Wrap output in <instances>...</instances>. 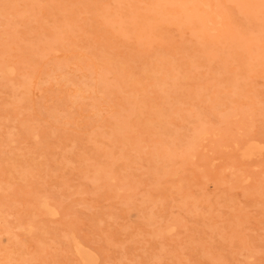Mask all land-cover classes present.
<instances>
[{
  "label": "rangeland",
  "instance_id": "1",
  "mask_svg": "<svg viewBox=\"0 0 264 264\" xmlns=\"http://www.w3.org/2000/svg\"><path fill=\"white\" fill-rule=\"evenodd\" d=\"M83 261L264 264V0H0V264Z\"/></svg>",
  "mask_w": 264,
  "mask_h": 264
},
{
  "label": "bare ground",
  "instance_id": "2",
  "mask_svg": "<svg viewBox=\"0 0 264 264\" xmlns=\"http://www.w3.org/2000/svg\"><path fill=\"white\" fill-rule=\"evenodd\" d=\"M27 1H28V0H27ZM211 1H212V0H211ZM253 1H254V0H253ZM200 2H201V1H200ZM152 3H153V2H152ZM155 3H156V2H154V4H155ZM163 3H164V1H163ZM201 3H202V2H201ZM203 3H204V2H203ZM222 3H223V2H222ZM224 3H225V2H224ZM234 3H235V2H234ZM160 4H161V3H160ZM197 4H198V3H197ZM224 5H226V4H224ZM248 5H249V4H248ZM153 6H154V5H153ZM162 6H163V5H162ZM164 6H165V5H164ZM164 6H163V7H164ZM174 6H175V5H174ZM150 7H151V6H150ZM176 7L178 8V6H176ZM194 7L196 8V6H194ZM203 7H204V6H203ZM218 7H219V6H218ZM226 7H227V6H225V9H226ZM234 7H235V6H233V8H234ZM254 7H255V6H254ZM154 8H155V6H154ZM159 8H161L160 5H159ZM159 8H158V9H159ZM174 8H175V7H174ZM174 8H172V9H174ZM201 8H202V7H201ZM208 8H209V7H208ZM219 8H220V7H219ZM251 8H252V7H251ZM251 8H250V10H251ZM156 9H157V6H156ZM158 9H157V11H158ZM231 9H232V7H231ZM253 9H256V8H253ZM163 10H164V8H163ZM218 10H219V9H218ZM220 10H221V9H220ZM243 10H244V9H243ZM247 10H248V9H247ZM149 11H150V9H149ZM155 11H156V10H155ZM169 11H170V10H169ZM169 11H168V12H169ZM179 11H180V10H179ZM198 11H199V10H198ZM222 11H224V10H222ZM130 12H131V11H130ZM152 12H153V11H152ZM160 12H161V11H160ZM171 12H173V10H172ZM174 12H175V11H174ZM227 12L229 13L228 10H227ZM245 12H246V11H245ZM251 12H253V11H251ZM256 12H257V11H256ZM131 13H132V12H131ZM131 13H129V14H131ZM136 13H137V12H136ZM149 13H151V12H148V14H149ZM156 13H157V12H156ZM156 13H154V14H156ZM158 13H159V12H158ZM162 13H163V12H162ZM162 13H161V14H162ZM177 13H178V12H177ZM240 13H241V12H240ZM242 13H243V12H242ZM247 13H248V11H247ZM121 14H122V13H121ZM133 14H134V13L131 14V18H133V16H134ZM166 14H167V13H166ZM168 14H169V13H168ZM170 14H171V13H170ZM174 14H175V13H174ZM225 14H226V13H225ZM236 14H238L237 11H236ZM250 14H251V13H250ZM124 15H125V13L123 14V16H124ZM137 15H138V13H137ZM146 15H147V14H146ZM193 15H194V14H193ZM193 15H191V16H193ZM245 15L247 16V14H245ZM255 15H257V14L255 13ZM126 16H127V15H126ZM129 16H130V15H129ZM129 16H128V17H129ZM154 16H155V15H154ZM156 16H157V15H156ZM160 16H161V15H160ZM183 16H184V15H183ZM183 16H181V17H183ZM170 17H171V16H170ZM172 17H173V16H172ZM176 17H177V16H176ZM123 18H124V17H123ZM129 18H130V17H129ZM129 18H127V19H129ZM134 18H135V17H134ZM137 18H138V17L136 16L135 19H137ZM141 18H142V16H141ZM156 18H159V16H157ZM168 18H169V17H168ZM168 18H167V19H168ZM249 18H250V16H249ZM124 19H125V18H124ZM146 19H147V18H146ZM148 19H153V18L151 17V18H148ZM159 19H160V18H159ZM162 19H163V18H162ZM165 19H166V18H165ZM176 19H177V18H176ZM182 19H183V18H182ZM192 19H194V17H193ZM131 20H132V19H129V22H130ZM144 20H145V18H144ZM169 20H170V19H169ZM179 20H180V19L178 18V22H179ZM183 20H184V19H183ZM195 20H197V19L195 18ZM126 21H128V20H126ZM154 21H155V19H154ZM159 21H161V20H159ZM162 21H163V20H162ZM186 21H187V20H186ZM201 21H204V19L201 20ZM208 21H210V20H208ZM142 22H143V21H142ZM142 22H140V23H142ZM151 22H153V21H151ZM164 22H165V21H164ZM172 22H174V21L171 20V23H172ZM175 22H176V21H175ZM178 22H177V23H178ZM180 22H181V20H180ZM192 22H194V21L192 20ZM204 22H205V21H204ZM135 23H137V21H136ZM145 23H147V22L145 21ZM153 23H154V22H153ZM157 23H158V22H157ZM165 23L167 24V22H165ZM177 23H175V24H177ZM158 24H159V23H158ZM161 24H162V22H161ZM163 24H164V23H163ZM193 24H195V23H192L191 26H192ZM133 25H134V24H133ZM135 25H136V24H135ZM141 25H142V24H141ZM145 25H147V24H145ZM148 25H149V24H148ZM178 25H179V24H178ZM184 25H185V21H184ZM184 25H183V26H184ZM187 25H189V24H187ZM198 25H199V24H198ZM203 25H204V24H203ZM65 26H66V25H65ZM137 26H138V25H137ZM143 26H144V24L142 25V27H143ZM151 26H152V25H151ZM155 26H156V25H154V27H155ZM157 26H159V25H157ZM157 26H156V29L158 28ZM164 26H165V25H164ZM201 26H202V25H200V27H201ZM61 27H62V26H61ZM63 27H64V26H63ZM63 27H62V28H63ZM116 27H117V26H116ZM148 27H149V26H148ZM148 27H147V28H148ZM152 27H153V26H152ZM152 27H151V28H152ZM178 27H179V26H178ZM186 27H187V26H186ZM186 27H185V29H188V28L191 29L190 26H188V28H186ZM192 27H193V26H192ZM196 27L199 28V26H196ZM144 28H146V27H144ZM160 28H161V25H160ZM160 28H159V29H160ZM181 28H182V26H181ZM203 28H205V27H203ZM64 29H65V28H64ZM156 29L154 28V31H155ZM194 29H195V28H194ZM62 30H63V29H62ZM161 30H163V29L161 28ZM188 30H189V29H188ZM137 31H138V29H137ZM141 31H143V30H141ZM141 31H139V32H141ZM145 31H148V32H149V30H145ZM152 31H153V30H152ZM143 34H144V33H143ZM153 34H154V33H153ZM137 35H138V34H137ZM145 35H146V34H145ZM148 35H149V34H148ZM157 35H158V33H157ZM181 35H182V34H181ZM197 35H199V34H197ZM201 35L204 36V34H202V33H201ZM201 35H200V36H201ZM138 36H139V35H138ZM141 36H142V35H141ZM150 36H151V35H150ZM203 36H201V38H204ZM230 37H231V36H230ZM139 40H141V39H139ZM142 40H143V39H142ZM198 41H199V40H198ZM200 41H201V40H200ZM203 41H204V40H203ZM231 45H232V44H231ZM2 54H3V53H2ZM1 56H2V55H1ZM112 61H113V60H112ZM113 63H115V61H114ZM113 63L111 62V64H113ZM121 66H122V65H121ZM146 66H147V65H146ZM146 66H144V67H146ZM150 66H151V65H150ZM111 67H112V66H111ZM113 67H114V65H113ZM148 67H149V65H148ZM108 68H109V67H108ZM108 68H107V70H108ZM146 68H147V67H146ZM146 68H142V70H144V69L146 70ZM150 68H153V67L151 66ZM150 68H149V71L152 72V75H153V74H154L153 72H155V71L150 70ZM119 69H120V68H119ZM147 69H148V68H147ZM153 70H155V69L153 68ZM157 70H158V69H156V71H157ZM159 70H161V69H159ZM159 70H158V71H159ZM167 70H169V69H167ZM108 71H109V70H108ZM110 71H111V70H110ZM117 71H119V70H117ZM120 71H121V70H120ZM149 71L146 70V71H145V74H147L146 72H148V74H150ZM140 73H141V72H140ZM143 73H144V72H143ZM155 73H156V72H155ZM145 74H144V76L146 77ZM150 75H151V74H150ZM150 75H147V77H149ZM172 75H173V74H172ZM145 77H144V78H145ZM174 77H176V76H174ZM174 77L172 76L173 79H174ZM98 78H99V77H98ZM98 78H97V79H98ZM176 78H177V77H176ZM150 79H151V78H150ZM162 80H163V79H162ZM164 80H165V79H164ZM99 81H100V80H98V82H99ZM104 82H105V81H104ZM173 83H174V82H173ZM100 84H101V82H100ZM105 85H106V84H105ZM105 87L108 88V86H105ZM102 88H103V86H102ZM107 88H105V89L107 90ZM142 88H143V87H142ZM103 89H104V88H103ZM79 90H80V89H79ZM140 91L143 92V90H141V88H140ZM144 91H145V88H144ZM75 92H76V90H75ZM78 92H79V91L77 90V93H75V94H78ZM133 107H134V106H133ZM133 107H132V106L130 107V109L132 108L131 112L133 111ZM134 111H136V110H134ZM157 111H158V110H157ZM162 111H163V109H162ZM129 112H130V111H129ZM131 112H130L129 114H131ZM153 112H154V111H153ZM155 112H156V110H155ZM160 112H161V111H160ZM167 112H168V111H167ZM132 113H135V112H132ZM158 113H159V112H158ZM158 113H157V114H158ZM161 113H162V112H161ZM163 113H164V112H163ZM163 113H162V114H163ZM157 114H156V117H157ZM159 114H160V113H159ZM154 115H155V114H154ZM160 115H161V114H160ZM130 116H131V115H130ZM158 116H159V115H158ZM161 116H162V115H161ZM165 116H166V115H165ZM153 117H154V116H153ZM163 118H164V117H163ZM153 119H154V118H153ZM155 119H156V118H155ZM150 120H152V119H150ZM152 121H153V120H152ZM162 121H164V120H162ZM127 123H128V122H127ZM143 123H144V122H143ZM163 123H164V122H163ZM123 124H124V123H123ZM144 124H145V123H144ZM146 124H147V123H146ZM148 124L150 125L149 122H148ZM148 124H147V126H148ZM154 124H155V123H154ZM164 124H167V123H164ZM111 125H112V124H111ZM124 126H125V125H124ZM147 126H146V127H147ZM154 127H155V126H154ZM161 127H162V126H161ZM163 127H164V126H163ZM148 128H149V126H148ZM159 128H160V127H159ZM164 128H165V127H164ZM159 130H161V129H159ZM161 131H162V130H161ZM194 134H195V133H194ZM191 135H192V134H191ZM188 137H190V134H189ZM196 137H197V136H196ZM192 138H193V137H192ZM187 139H189V138H187ZM198 139H199V137H198ZM191 141H192V140H190V142H191ZM187 142H188V141L186 140V143H187ZM235 142H236V141H235ZM186 143H185V144H186ZM193 143H194V142H193ZM188 144H189V143H188ZM240 144H241V143H240ZM244 144H245V143H244ZM195 145H196V142L194 143V147H196ZM187 146H188V145L186 144L185 147H187ZM189 146H190V145H189ZM191 146H193V145H191ZM161 148H162V147H161ZM168 148H169V147H168ZM240 148H241V147H240ZM249 148H250V147L248 146V149H249ZM166 149H167V148H166ZM183 149H185V148H183ZM196 149H197V147L194 148V150H196ZM253 149H254V148H253ZM159 150H160V149H159ZM163 150L165 151V148H164ZM169 150H171V149H169ZM171 151H172V150H171ZM171 151H170V152H171ZM235 151H236V150H235ZM100 152H101V151H100ZM166 152H168V151H166ZM166 152H165V153H166ZM250 152H251V151L249 150V156H250ZM252 152H253V150H252ZM252 152H251V153H252ZM103 153H104V152H103ZM165 153H164V154H165ZM166 154H167V153H166ZM170 154H172V153H170ZM170 154H169V152H168V155H170ZM245 154H246V153H245ZM252 154H253V153H252ZM159 155H160V154H158L157 156H159ZM173 155H174V152H173ZM243 155H244V152H243ZM157 156H156V157H157ZM244 156H246V155H244ZM244 156H243V157H244ZM247 156H248V155H247ZM154 157H155V156H154ZM63 158H64V157H63ZM158 158H159V157H158ZM165 158H166V157H165ZM168 158H169V157H168ZM234 163H235V162H234ZM237 163H238V162H237ZM84 169H85V168H84ZM237 169H238V168H237ZM85 170H86V169H85ZM85 170H84V171H85ZM233 173H234V172H233ZM238 173H239V172H238ZM240 173H241V172H240ZM223 174H224V173H223ZM230 174H231V173H230ZM230 174H229V175H230ZM240 175H241V174H240ZM220 176H221V175H220ZM236 177H237V176H236ZM221 178H222V177H221ZM239 178H240V177H239ZM240 179H241V178H240ZM229 182H230V181H229ZM233 186H234V185H233ZM230 189H232V188H230ZM257 189H258V188H257ZM261 190H262V189H261ZM248 193H249V192H248ZM251 193H252V192H251ZM258 193H259V192H258ZM256 194H257V193H256ZM261 194H262V193H261ZM187 197H188V196H187ZM44 201H46V200H44ZM205 202H207V201H205ZM210 203H211V202H210ZM258 203H259V202H258ZM216 205H217V204H216ZM39 206H40V205H39ZM201 223H202V222H201ZM204 223H205V222H204ZM205 224H206V223H205ZM28 227H29V226H28ZM233 231H234V230H233ZM236 231H237V230H236ZM220 239H221V238H220ZM76 245H77V244H75V246H76ZM78 246H79V245H78ZM78 246H77L76 248H78ZM78 249H79V248H78ZM78 249H77V251H78ZM238 250H239V249H238ZM239 251H240V250H239ZM80 252H81V251H80ZM77 253H79V252H77ZM79 255L82 256V254H79ZM79 255H78V256H79ZM83 257H84L83 260H85V261L89 259L88 254L83 255ZM83 257H82V258H83ZM82 258H81V259H82ZM6 259H9V258H6ZM79 259H80V258H79ZM198 259H199V258H198ZM76 261H77V260H76ZM81 262H82V261H81ZM81 262H80V260H79V263H81ZM83 263L85 264L84 261H83Z\"/></svg>",
  "mask_w": 264,
  "mask_h": 264
}]
</instances>
